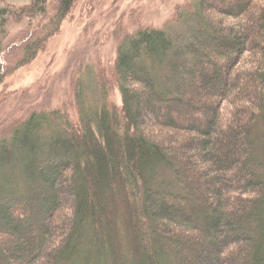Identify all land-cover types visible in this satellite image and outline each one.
<instances>
[{"label":"trees","instance_id":"1","mask_svg":"<svg viewBox=\"0 0 264 264\" xmlns=\"http://www.w3.org/2000/svg\"><path fill=\"white\" fill-rule=\"evenodd\" d=\"M75 4L0 0V84ZM174 21L121 34L109 69L0 131V264H264V0H192Z\"/></svg>","mask_w":264,"mask_h":264},{"label":"rangeland","instance_id":"2","mask_svg":"<svg viewBox=\"0 0 264 264\" xmlns=\"http://www.w3.org/2000/svg\"><path fill=\"white\" fill-rule=\"evenodd\" d=\"M5 1L23 5L28 0ZM55 1L49 0L50 5ZM190 1L76 0L46 49L30 63L12 70L0 84V131L11 129L31 111L59 106L70 97L72 81L82 74L85 88L90 75L87 71L96 64L109 69L121 34L145 27L165 28L172 37L181 33L183 26L174 21V16ZM50 5L47 14L51 12ZM39 22L40 16L31 21H10L5 43L20 42L34 29L32 25ZM18 53L16 46L10 59L19 57ZM111 99L120 102L116 90L111 92ZM175 112L178 111L170 113L175 115Z\"/></svg>","mask_w":264,"mask_h":264}]
</instances>
